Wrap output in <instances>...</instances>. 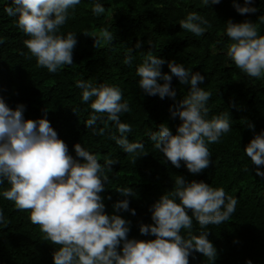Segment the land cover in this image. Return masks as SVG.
<instances>
[{
	"label": "trees",
	"instance_id": "trees-1",
	"mask_svg": "<svg viewBox=\"0 0 264 264\" xmlns=\"http://www.w3.org/2000/svg\"><path fill=\"white\" fill-rule=\"evenodd\" d=\"M100 2L105 7L100 15L91 11L94 0H81L69 10L70 18L60 31L76 33L73 64L50 73L37 66L35 57L25 46L28 37L17 27V17L4 11L12 0H0V98L12 109L23 105L24 119L43 118L47 110V120L74 158H77L74 145L79 143L95 154L102 165L106 159L114 161L108 166L111 172L106 169L108 180L100 195L105 212L113 214V204L125 199L116 189L129 186L136 193L127 197L135 215L123 210L115 213L129 222V239H154L151 234L142 235L139 226L153 223L152 205L171 190L179 175L189 182L202 180L223 188L228 196L238 200L231 220L207 228V238L217 250L214 264H246L247 260L264 264V177L256 174L258 167L264 171V165H255L243 151L253 135L264 130V79L247 76L226 55L232 42L226 35L228 20L236 23L250 20L259 34L264 35V0H252L257 11L244 15L235 10L233 0L206 6L201 0ZM236 3L243 4V0ZM189 12H196L208 21L200 37L179 24ZM102 29L114 34L113 41L107 45L96 43L84 34H98ZM129 49L131 65L124 63ZM149 54L165 61L161 65L163 73L171 75L168 62L175 61L203 75L199 87L212 93L207 118L225 112L231 117V130L223 133L218 143L208 145L211 163L198 174L189 173L182 161L179 168L173 166L150 140L151 133L158 131L162 123L175 133L180 119L172 112L190 86L173 75L170 84L176 91L175 99L144 93L135 69ZM80 79L121 88L123 101L130 109L121 114V122L132 128L127 134L129 141L143 143L147 154L133 163V157L111 139L119 133L114 123L107 121L106 114H97L102 118L94 126L104 128L103 135L95 134L86 125L93 111L91 101H81V90L75 84ZM249 124L254 127L249 128ZM9 187L5 180L0 192ZM0 206L7 220L6 227L0 226V264H53L52 255L59 245L52 244L40 226L31 222L30 210H18L13 201L2 195ZM199 231L194 220L192 232ZM181 234L188 235L186 230ZM189 264H209V261L202 253L194 252L189 256Z\"/></svg>",
	"mask_w": 264,
	"mask_h": 264
},
{
	"label": "clouds",
	"instance_id": "clouds-1",
	"mask_svg": "<svg viewBox=\"0 0 264 264\" xmlns=\"http://www.w3.org/2000/svg\"><path fill=\"white\" fill-rule=\"evenodd\" d=\"M201 2L206 6L220 0ZM80 3L81 0H12L4 9L8 16L17 17V27L28 37L24 43L38 67L57 73L65 65L73 64L76 33H61L60 29L70 18L69 10ZM233 7L241 15L257 11L252 0H243V4L233 0ZM91 11L100 15L105 7L100 0H94ZM179 24L200 37L208 21L189 12ZM84 34L105 45L114 39L108 29ZM226 35L232 41L227 57L247 76L264 79V35L259 34L257 26L250 20H228ZM130 53L131 49L124 59L127 65L132 62ZM164 63L162 58L149 54L136 67L144 93L175 99L176 91L170 84L173 75L190 87L172 112L180 119L175 133L162 123L158 131L151 133L150 140L173 166L179 168L182 161L189 173L198 174L211 163L208 145L218 143L222 134L231 130V117L225 112L208 119L212 93L199 87L204 76L175 61L168 62L171 75L163 73ZM75 84L81 90V101H91L93 115L85 123L95 134H104V128L94 126L102 118L97 114H106L107 121L113 122L119 133L111 139L133 157V163L147 154L143 143L128 139L132 128L121 122L120 116L130 109L119 86L94 84L88 79ZM23 111V105L12 109L0 98V185L5 180L10 185L0 195L13 201L18 210H30L31 222L40 226L52 244L59 245L52 255L53 264H189V256L194 252L202 253L209 264H214L217 250L207 238V228L231 220L237 199L228 196L223 188L202 180L189 182L177 175L171 190L152 205L153 223L139 226L142 235L151 234L154 239H129V222L115 213L123 210L135 215L127 197L136 193L129 186L116 189L125 199L113 204V214L105 212L100 195L108 180L106 169L111 172L108 166L114 161L106 159L102 165L95 154L79 143L74 145L78 159L74 158L47 120V110L43 118L35 121L24 119ZM253 127L249 124V128ZM243 151L255 165H264V130L254 134ZM256 174L264 177L259 167ZM1 208L0 226L6 227ZM194 220L199 225L198 234L192 232ZM182 230L187 231V237L181 234ZM246 264L252 261L247 260Z\"/></svg>",
	"mask_w": 264,
	"mask_h": 264
}]
</instances>
